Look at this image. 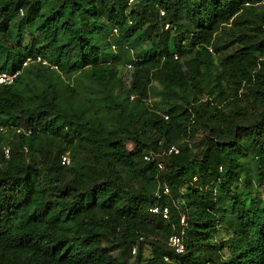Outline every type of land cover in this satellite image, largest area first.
I'll list each match as a JSON object with an SVG mask.
<instances>
[{"label":"trees","instance_id":"16d2710c","mask_svg":"<svg viewBox=\"0 0 264 264\" xmlns=\"http://www.w3.org/2000/svg\"><path fill=\"white\" fill-rule=\"evenodd\" d=\"M0 71V264H264V0H0Z\"/></svg>","mask_w":264,"mask_h":264},{"label":"rangeland","instance_id":"374dc122","mask_svg":"<svg viewBox=\"0 0 264 264\" xmlns=\"http://www.w3.org/2000/svg\"><path fill=\"white\" fill-rule=\"evenodd\" d=\"M117 49L114 47L113 48V51H116ZM214 52V51H213ZM214 57H215V59L216 60H218V59H220V56L219 55H216V54H214ZM132 71H133V67L132 68H129L128 67V69H126V71H125V77H124V81H125V83H126V86H129V84H130V76H131V74H132ZM152 88H154V90L156 91V93H160L162 90H163V87L162 86H160L159 84H157V83H153L152 84ZM152 93H154V92H152ZM208 97L206 96V98H205V100L207 99ZM151 99H152V102L150 103L151 105H154L155 103H159L160 101H161V98L159 97V96H155V95H152L151 96ZM235 103H234V101H229V102H227L224 106H222V110H223V112L226 114V115H228L230 112H232L233 110H234V108H235ZM158 107H159V105H158ZM249 111V112H248ZM247 112L248 113H246L247 114V116H249L251 113H252V110L249 108V109H247ZM209 134V130L207 131V132H204L203 130H201L196 136H195V138L193 139V140H191L190 141V143L193 145V148H194V150L196 151V150H198V153L199 154H201V152H202V150L205 148V146H206V143H207V139H206V135H208ZM127 147H128V149L131 151V150H133V148H134V146H133V144L129 141V142H127ZM245 151V150H244ZM69 157H70V159H71V166H76V164H79V163H82L83 161H84V158H85V154H84V152L81 150V148L80 147H77V148H75V150L73 151V152H70L69 154H67ZM251 159V157H248L247 158V160H250ZM252 162V161H251ZM165 167V166H164ZM250 174L251 175H255V172H256V163L254 162V163H252L251 165H250ZM244 174L241 176V178H240V180L238 181V183H237V185H238V190L241 192L243 189H245V188H249L250 190H252V195L250 196V198L251 197H254L255 195L257 196V194H258V196L260 197V198H262V199H264V187H259V186H257V184H256V180H254L251 184H248L247 185V183H245V178H244ZM230 236L228 235V233H226V232H222V233H220V235L219 236H217V238H216V240H218V242H221V241H225V242H229L230 243ZM229 243H228V245H229ZM138 254V249L136 248H134L133 250H132V260H131V262H130V264H134V260H135V256ZM146 256H150V254H151V248H150V246H148V245H146L145 246V253H144ZM229 255V251L226 249V251H225V256H228Z\"/></svg>","mask_w":264,"mask_h":264},{"label":"built area","instance_id":"2783aa9c","mask_svg":"<svg viewBox=\"0 0 264 264\" xmlns=\"http://www.w3.org/2000/svg\"><path fill=\"white\" fill-rule=\"evenodd\" d=\"M130 3H133V0H130ZM162 15H164V12H161ZM38 61H41L40 59ZM29 60L24 64L25 66L28 64ZM129 68H132V65L128 66ZM21 74L20 71L10 73V72H2L0 71V86L3 85H12L15 83V80L18 78V76ZM134 99V97H132ZM168 119V117H165ZM6 130L4 127L0 126V134L4 133ZM172 153L178 154L179 149L177 147H172L168 150L167 154L171 155ZM5 154L7 157H9V148H5ZM166 154V152H164ZM144 160L148 163H155L157 167L160 170L164 169V163L160 160V154L150 153L147 154L144 157ZM63 165H70L71 159L68 155H64L62 158ZM171 190L167 185L160 186L159 190L156 192V196L159 200L163 199L165 196H170ZM151 212L156 215H160L163 217L164 220L170 219V208L168 206H155L151 209ZM181 225L186 226L187 221L186 217L182 216L181 218ZM184 233L182 235H172L168 240V245L174 250V252L178 255H183L186 253L187 248L184 241ZM166 261H170V258L168 256H165L164 258Z\"/></svg>","mask_w":264,"mask_h":264}]
</instances>
